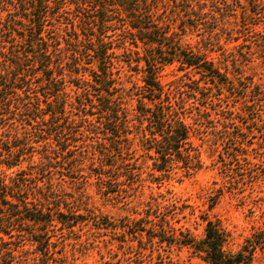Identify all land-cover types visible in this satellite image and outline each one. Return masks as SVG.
I'll return each mask as SVG.
<instances>
[{
    "label": "rangeland",
    "instance_id": "obj_1",
    "mask_svg": "<svg viewBox=\"0 0 264 264\" xmlns=\"http://www.w3.org/2000/svg\"><path fill=\"white\" fill-rule=\"evenodd\" d=\"M225 1L229 9L223 0L158 2L162 16L167 15L181 34V42L205 52L234 84L218 91L212 84L204 85L194 72L183 75L177 63L164 66L160 72V82L171 102L179 101L189 111L185 122L192 129L191 140L201 161L192 174L176 169L156 186L151 160L140 141L141 125L134 117L135 99L126 97L130 153L122 156L137 176L131 182L118 176L125 170L111 165V134L95 121V115H88V106L85 111L78 106L77 99L83 96L73 85L76 75L69 71L70 64L63 70L66 121L59 119L54 124L46 112L34 117L36 99L32 95L13 100L9 112L0 109V148L9 145L19 155L16 166L0 167L6 183L13 184L18 179L15 171L23 170L28 186L39 188V192H28L29 198L53 217L75 221L68 228L54 219L49 256H42L34 243L24 240L16 248L12 264H206L188 247L173 244L162 250L151 245L144 232L133 235L124 230L127 218L129 224L131 219L144 216L148 207L164 212L177 234L178 229L188 230L196 238L203 236L201 217L216 218L229 231L232 249L253 233L264 235V99L254 97L256 86L264 91V0H260L263 11L259 15L252 14L251 0ZM73 6L68 5L70 9ZM71 21L75 29L71 13L51 20L64 61H69L66 56L74 49ZM118 44L116 40L114 52L122 59ZM117 66L126 88L142 84L140 72L123 61ZM196 84L210 87L213 103L202 105L203 94L195 89ZM247 84L245 93L238 95ZM37 97L45 109L40 92ZM27 101L30 103L25 105ZM254 109L259 113L253 119ZM61 130L59 138L56 135ZM252 264H264V247L256 250Z\"/></svg>",
    "mask_w": 264,
    "mask_h": 264
},
{
    "label": "trees",
    "instance_id": "obj_2",
    "mask_svg": "<svg viewBox=\"0 0 264 264\" xmlns=\"http://www.w3.org/2000/svg\"><path fill=\"white\" fill-rule=\"evenodd\" d=\"M251 1L254 5L252 14H262L261 1ZM158 2L0 0V109L9 112L13 100L32 95L31 98L36 99L32 108L34 117L46 112L54 124H58L59 119L65 120L67 92L63 70L70 64L69 71L76 75L73 85L81 89L83 96V99H77L78 106H83L82 111L88 106V115H95V121L111 134L113 152L110 158L114 160L111 165L125 170L118 176H124L129 182L137 176L134 167L122 156L130 153V132L124 111L126 97L135 99L134 117L141 125L140 141L151 160V174L156 186L159 187L176 169L184 175L197 171L201 167L199 152L191 140L192 129L185 122L189 111L181 102H171L160 82V72L164 66L177 63V70L183 71V75L188 77L194 72L204 85L212 84L218 91L234 84L205 52L181 42V34L171 26L167 15L162 16ZM69 3L74 5L73 9L68 7ZM222 3L229 9L225 0ZM62 13H71L75 17V29L74 22H70L74 29V49L71 48L73 53L66 56L69 61L62 59L57 38L51 31V20L58 19ZM116 40L122 49V59L114 52ZM118 61H123L136 73L140 72L142 84L133 83L126 88L119 76ZM248 87L249 84L243 85V92L238 95L245 93ZM195 89L203 94L202 105L213 103L210 87L199 88L196 84ZM37 92L43 97L45 109L40 107ZM254 97L261 101L264 91L256 86ZM29 103L27 101L25 105ZM259 109L251 112L253 119L258 116ZM57 133L56 136L62 138V130ZM17 156L9 145L0 148V167L16 166ZM117 161L119 164H115ZM22 171H15L18 179L9 185L0 169V264H12L16 248L24 240L34 243L35 250L42 256H49L52 243L49 232L54 219L68 228L75 223L53 217L33 197L29 198L28 192H39V188L36 184L28 186ZM201 220L204 224L201 238L194 237L188 230L178 229L177 234L167 215L152 207L144 211V216L131 219L129 224L127 218L123 225L124 230L133 235L144 232L150 244L162 250L173 244L188 247L192 255L206 264H252L256 250L264 247V235L258 232L232 249L231 235L218 219L205 214ZM1 234L9 240H4ZM12 237L14 241H11Z\"/></svg>",
    "mask_w": 264,
    "mask_h": 264
}]
</instances>
